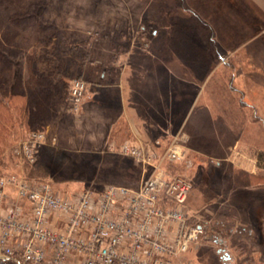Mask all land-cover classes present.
Returning <instances> with one entry per match:
<instances>
[{"label": "rangeland", "instance_id": "rangeland-1", "mask_svg": "<svg viewBox=\"0 0 264 264\" xmlns=\"http://www.w3.org/2000/svg\"><path fill=\"white\" fill-rule=\"evenodd\" d=\"M218 2L208 0L216 3L213 12L204 1L193 12L187 0H25L10 9L0 6V35L18 32L25 55L56 59L67 80L55 117L40 131L45 140L38 144L36 168L20 153L31 133L16 118L2 145L0 179L47 183L66 197L101 193L110 185L136 187L141 165L110 146L160 140L163 150L184 138L185 162L167 167L190 178L187 209L207 231L183 257L192 264H264V107L240 108V94L231 92L237 78L220 54L234 52L242 37L217 27L227 5ZM35 4L59 30L57 40L37 44V21L13 20L15 11L34 12ZM229 8L243 20L244 33L259 29L248 7ZM53 43L59 44L56 56L48 52ZM75 80L87 88L78 112L70 101Z\"/></svg>", "mask_w": 264, "mask_h": 264}, {"label": "built area", "instance_id": "built-area-1", "mask_svg": "<svg viewBox=\"0 0 264 264\" xmlns=\"http://www.w3.org/2000/svg\"><path fill=\"white\" fill-rule=\"evenodd\" d=\"M86 90L81 80L71 84L73 111ZM44 140V132L31 133L20 148L23 158L35 163ZM186 141L163 150L160 140L112 144L111 151L141 165L136 187L66 197L47 183L0 179V264H192L183 255L206 226L188 212L190 178L167 167L185 162Z\"/></svg>", "mask_w": 264, "mask_h": 264}, {"label": "trees", "instance_id": "trees-1", "mask_svg": "<svg viewBox=\"0 0 264 264\" xmlns=\"http://www.w3.org/2000/svg\"><path fill=\"white\" fill-rule=\"evenodd\" d=\"M22 1L25 0H0V6L10 9L9 4L12 2L17 5ZM31 5L33 3L28 5L29 8ZM34 8V12L26 8L15 11L13 20L18 24L23 22L22 20L35 19L37 44L57 40L59 30L54 24L44 20L43 7H36L35 4ZM50 30H53V33L48 35ZM18 36V32L10 31H4L0 35V154L16 118L29 129V133L43 131L46 123L55 117L57 104L64 97L67 84L63 76L64 71L55 62L56 59L42 53L25 55L23 46L17 40ZM54 43L48 51L52 56H56L59 51V44ZM12 68L13 71H10ZM37 163L38 159L29 164L36 168Z\"/></svg>", "mask_w": 264, "mask_h": 264}, {"label": "crops", "instance_id": "crops-1", "mask_svg": "<svg viewBox=\"0 0 264 264\" xmlns=\"http://www.w3.org/2000/svg\"><path fill=\"white\" fill-rule=\"evenodd\" d=\"M203 1L206 5L205 7H207L209 12L215 11L212 7L216 3L208 4V0H187L189 10L192 9V11L194 12L196 5ZM209 1L213 2V0ZM218 1L220 2V0ZM219 2L218 4L223 3ZM224 2L225 5L227 4L225 6V15L219 20V24L217 27L221 28L222 30H233L234 34H232V36H236L238 38L242 37L239 42H234L238 46L236 47L237 49H235L234 52H232L228 56H223V54H220V60L223 65L228 68V70H230L233 77L237 78L235 85L231 87V92H237L240 94L239 100L237 101L240 108H243L244 106L250 107L252 109L262 110V108L264 107V0H238V3H234L233 0H224ZM232 3L235 5L240 4L248 7V11L252 12L255 18H258L261 25L258 27L259 29H257L256 32L252 30L250 34L244 33L243 28L245 26L243 24V20L240 19V17H238L237 15H232L233 12L229 8L231 7ZM227 22H234L235 25L231 26ZM205 26L206 25L204 24V27ZM207 28L212 27L207 26ZM250 28L253 29V27ZM208 38L209 41L212 42L210 36ZM188 56L191 57L190 55ZM194 58L195 55H193V59ZM228 60L230 61V63L228 62ZM236 85L238 86V88L236 87ZM195 108L193 105L188 109L192 111V109ZM210 109L211 106L209 107V105H207L205 108L207 115L210 114ZM189 113L190 112H188L187 116L191 115ZM127 141H134V139Z\"/></svg>", "mask_w": 264, "mask_h": 264}]
</instances>
